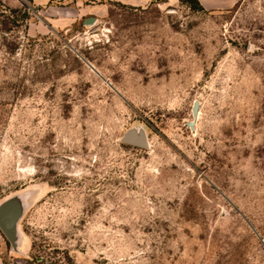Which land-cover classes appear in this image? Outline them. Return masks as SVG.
Returning <instances> with one entry per match:
<instances>
[{
	"label": "rangeland",
	"instance_id": "rangeland-1",
	"mask_svg": "<svg viewBox=\"0 0 264 264\" xmlns=\"http://www.w3.org/2000/svg\"><path fill=\"white\" fill-rule=\"evenodd\" d=\"M108 7L0 0V203L26 204L2 264H264V0Z\"/></svg>",
	"mask_w": 264,
	"mask_h": 264
},
{
	"label": "crops",
	"instance_id": "crops-1",
	"mask_svg": "<svg viewBox=\"0 0 264 264\" xmlns=\"http://www.w3.org/2000/svg\"><path fill=\"white\" fill-rule=\"evenodd\" d=\"M160 1L161 0H8V3L16 7L23 4L40 7L45 13H48L49 18L45 17L52 23H74L86 15H105L109 10V2H116L129 6H145L152 2ZM198 1L201 6L208 10L228 9L240 2V0ZM0 264H2L1 259Z\"/></svg>",
	"mask_w": 264,
	"mask_h": 264
},
{
	"label": "water",
	"instance_id": "water-1",
	"mask_svg": "<svg viewBox=\"0 0 264 264\" xmlns=\"http://www.w3.org/2000/svg\"><path fill=\"white\" fill-rule=\"evenodd\" d=\"M97 22L95 16H90L84 20L85 25H93ZM90 67L100 74L97 69L88 62ZM200 110V101L195 100L192 106L193 119L187 122L191 130L195 129ZM121 141L141 148H149V139L144 127H132L128 129L121 138ZM25 197L22 194L12 195L0 203V231L10 243L14 251L19 252L20 232L19 222L25 212ZM254 230L255 228L252 227ZM257 232V231H256Z\"/></svg>",
	"mask_w": 264,
	"mask_h": 264
},
{
	"label": "trees",
	"instance_id": "trees-1",
	"mask_svg": "<svg viewBox=\"0 0 264 264\" xmlns=\"http://www.w3.org/2000/svg\"><path fill=\"white\" fill-rule=\"evenodd\" d=\"M181 1H187L191 4L195 3V4H198L200 7H202L201 4L198 2V0H181ZM24 17L29 18V10L24 11Z\"/></svg>",
	"mask_w": 264,
	"mask_h": 264
},
{
	"label": "bare ground",
	"instance_id": "bare-ground-1",
	"mask_svg": "<svg viewBox=\"0 0 264 264\" xmlns=\"http://www.w3.org/2000/svg\"><path fill=\"white\" fill-rule=\"evenodd\" d=\"M199 116V115H198ZM198 120V119H197Z\"/></svg>",
	"mask_w": 264,
	"mask_h": 264
}]
</instances>
